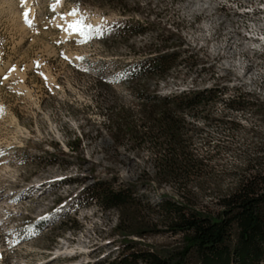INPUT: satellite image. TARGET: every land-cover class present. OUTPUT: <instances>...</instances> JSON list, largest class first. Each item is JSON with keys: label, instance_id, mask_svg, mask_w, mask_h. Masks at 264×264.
<instances>
[{"label": "rangeland", "instance_id": "374dc122", "mask_svg": "<svg viewBox=\"0 0 264 264\" xmlns=\"http://www.w3.org/2000/svg\"><path fill=\"white\" fill-rule=\"evenodd\" d=\"M34 2L29 27L25 2L0 0V264H104L120 257L121 239L113 232L118 213L89 203L85 194L98 181L126 188L152 164L148 150L136 156L124 148L123 164L114 167L102 127L107 104L131 101L126 73L149 62L156 47L181 54L159 84L163 94L220 91L213 121L200 125L196 146L211 156L221 189L264 171V41L257 40L264 35V0ZM222 4L230 9L216 13ZM257 8L263 11L245 14ZM73 9L77 16H68ZM75 19L93 26L87 42L57 27ZM137 24L146 34L134 35ZM233 100L238 109L228 107ZM165 194L174 195L139 186L135 197L146 207ZM202 201L212 205L216 196ZM133 240L164 252L177 248L181 236Z\"/></svg>", "mask_w": 264, "mask_h": 264}, {"label": "trees", "instance_id": "16d2710c", "mask_svg": "<svg viewBox=\"0 0 264 264\" xmlns=\"http://www.w3.org/2000/svg\"><path fill=\"white\" fill-rule=\"evenodd\" d=\"M131 28L134 35L147 31L140 24ZM180 55L154 48L149 62L126 73L129 104L117 101L106 106L102 129L114 167L123 164L120 150L124 148L136 156L148 150L153 160L126 188L118 190L98 181L86 189L89 203L118 213L113 232L121 239L122 254L104 264H264V171L239 177L225 191L218 185L209 164L211 156L199 154L196 137L201 124L213 121L219 89L169 94L160 89L159 84L180 64ZM228 107L234 110L240 104L233 100ZM80 143L75 140L72 149L77 150ZM119 179L118 173L112 176L115 182ZM139 186L169 188L174 195L165 194L157 204L144 207L135 197ZM208 194L216 196L212 205L202 201ZM145 210L156 219L147 218ZM165 233L181 236L177 248L163 252L133 240Z\"/></svg>", "mask_w": 264, "mask_h": 264}, {"label": "snow or ice", "instance_id": "6c2138e0", "mask_svg": "<svg viewBox=\"0 0 264 264\" xmlns=\"http://www.w3.org/2000/svg\"><path fill=\"white\" fill-rule=\"evenodd\" d=\"M22 2H26V0H22ZM28 13H24L25 19L28 18ZM68 16L76 17L77 16V9H73L71 12L67 13ZM63 20L64 17H61ZM29 24L32 23L31 20L28 21ZM62 31H65L66 33H69L71 35H78L83 38L82 42H87L89 39L92 38L93 35V26L91 24H85L82 19H75L72 21H69L66 25L61 24L57 26ZM102 29L100 26L96 27L95 33L96 35H99L101 33ZM66 58V57H65ZM10 71H15V68L10 69ZM41 75H43L41 73ZM3 79H7V76L3 77ZM59 179V178H58ZM41 220L48 219V216L40 217Z\"/></svg>", "mask_w": 264, "mask_h": 264}, {"label": "built area", "instance_id": "2783aa9c", "mask_svg": "<svg viewBox=\"0 0 264 264\" xmlns=\"http://www.w3.org/2000/svg\"><path fill=\"white\" fill-rule=\"evenodd\" d=\"M229 5L226 4V5H218L215 9L216 13H220V14H226L228 12V10L230 9L228 7ZM260 11H263L262 8H257V10H249V11H246L245 14L247 15H250V16H255V15H258L260 14ZM257 40H260V41H264V35L263 33L259 32L258 35H257Z\"/></svg>", "mask_w": 264, "mask_h": 264}, {"label": "bare ground", "instance_id": "6f19581e", "mask_svg": "<svg viewBox=\"0 0 264 264\" xmlns=\"http://www.w3.org/2000/svg\"><path fill=\"white\" fill-rule=\"evenodd\" d=\"M63 0H60V3H62ZM24 13L27 12L29 15H28V18L25 19L24 17V13H23V19L24 21H26V24L29 26V27H33L35 25V20H34V11H35V8H34V5H35V2L34 0H29L24 3ZM29 20L32 21L31 24H29Z\"/></svg>", "mask_w": 264, "mask_h": 264}]
</instances>
